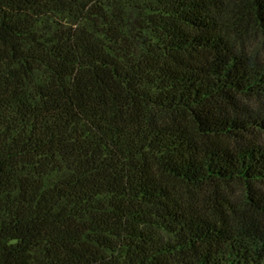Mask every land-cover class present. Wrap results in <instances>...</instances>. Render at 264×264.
Returning a JSON list of instances; mask_svg holds the SVG:
<instances>
[{
	"label": "trees",
	"instance_id": "obj_1",
	"mask_svg": "<svg viewBox=\"0 0 264 264\" xmlns=\"http://www.w3.org/2000/svg\"><path fill=\"white\" fill-rule=\"evenodd\" d=\"M0 264H264V0H0Z\"/></svg>",
	"mask_w": 264,
	"mask_h": 264
}]
</instances>
